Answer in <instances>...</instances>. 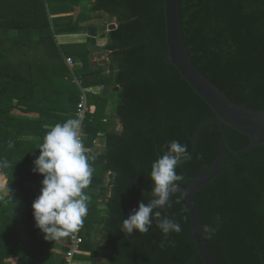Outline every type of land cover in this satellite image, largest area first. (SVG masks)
Returning <instances> with one entry per match:
<instances>
[{
  "label": "trees",
  "instance_id": "obj_1",
  "mask_svg": "<svg viewBox=\"0 0 264 264\" xmlns=\"http://www.w3.org/2000/svg\"><path fill=\"white\" fill-rule=\"evenodd\" d=\"M181 12L187 48L200 71L233 101L264 110V0H181ZM106 16L119 24L106 45L88 36L58 46L57 35L107 24ZM150 41L168 52L165 0H0V165L9 162L0 167V264H64L69 238L59 240L58 255L56 241L36 227L32 204L44 176L33 168L47 131L75 118L80 89L74 75L90 89L120 86L110 114L109 98L88 93L84 145L97 159L89 161L95 171L84 190L90 200L76 262L204 264L180 193L168 202L179 234L166 237L154 214L148 233L121 231L132 210L153 198L152 164L165 145L177 140L188 148L190 158L176 169L185 190L211 168L223 139L219 126L208 123L194 149L197 128L216 114ZM94 51L107 54L108 63L94 66ZM227 129L235 149L250 144L248 135ZM100 137L105 148L97 153ZM235 156L226 145L222 166ZM195 201L203 225L214 229L206 234L221 264H264V144L228 165Z\"/></svg>",
  "mask_w": 264,
  "mask_h": 264
},
{
  "label": "clouds",
  "instance_id": "obj_2",
  "mask_svg": "<svg viewBox=\"0 0 264 264\" xmlns=\"http://www.w3.org/2000/svg\"><path fill=\"white\" fill-rule=\"evenodd\" d=\"M81 133L82 121L78 118L54 125L45 134L40 154L34 161L33 172L42 174L44 179L41 194L32 204L33 214L36 227L49 241H59L77 233L88 215L90 196L84 190L90 187L95 171L89 161L94 162L97 156L87 153ZM164 147L167 151L152 164L153 198L147 204L140 202L138 209H133L123 220L121 231L128 236L137 230L141 234L148 233L153 225V214L166 237L172 232L179 234L182 231L174 218L162 216L161 211L154 210L163 209L179 190L180 182L185 178L176 169L190 156L187 146L177 140ZM0 167H9V162L5 160ZM7 191H11L9 187ZM203 230L206 233L214 231L208 226Z\"/></svg>",
  "mask_w": 264,
  "mask_h": 264
},
{
  "label": "water",
  "instance_id": "obj_3",
  "mask_svg": "<svg viewBox=\"0 0 264 264\" xmlns=\"http://www.w3.org/2000/svg\"><path fill=\"white\" fill-rule=\"evenodd\" d=\"M165 14L168 52H164L153 41H150V44L159 51L168 63L173 64L179 70L182 77L211 106L216 114L215 118L207 119L197 128L195 134L192 136L194 149L196 148L201 128L208 123L217 124L223 136L220 153L211 168L199 172L187 189L183 190L179 188L177 191L187 201L193 238L195 239L201 260L204 264H221L212 252L207 234L203 230L204 225L199 208L196 205L195 197L206 184L220 175L228 165L234 164L242 154L249 152L258 145L264 144V110L252 109L233 101L226 92L213 83L196 66L184 38L181 0H165ZM118 25L115 21L107 24L91 25L88 27V34L97 38L99 46H104L108 42V32L115 30ZM102 62L106 63L107 59H103ZM119 90L120 86L106 84L103 86L102 95L107 96L112 91ZM227 125L248 135L251 138L250 144L242 149L232 147ZM226 145L236 156L222 166L226 155ZM153 187L155 186L153 185ZM162 210L168 212L171 218L173 217L168 209V204Z\"/></svg>",
  "mask_w": 264,
  "mask_h": 264
},
{
  "label": "crops",
  "instance_id": "obj_4",
  "mask_svg": "<svg viewBox=\"0 0 264 264\" xmlns=\"http://www.w3.org/2000/svg\"><path fill=\"white\" fill-rule=\"evenodd\" d=\"M88 36H90V35L88 34V28H87V31L84 30V31H80V32H71V33L59 34L56 36V39H57V44L60 47L61 45H65V44H75V43L85 42V41H87ZM107 56H108L107 54L101 55L99 51H94L93 55H92V64L94 66H97L99 63H101V64L108 63V60L106 63L102 62L103 59H107ZM107 71L109 72L110 70L108 69ZM103 86L104 85H102L100 87L98 86V87L91 88L90 91H92L96 94L101 93V95H102ZM112 86H118V85H112ZM115 92H118V91H112L107 96L102 95L103 97L109 98V100H110L109 104L107 106V111H106L108 114H110L112 112L113 107L116 103V96L114 94H112ZM116 125H117V129L120 130L121 126H122V122L120 119H116ZM104 148H105L104 138L100 137L96 140L95 150L97 153H102ZM56 243H57V246L55 248V251L58 255H60L61 254V245H63V242L62 241H56Z\"/></svg>",
  "mask_w": 264,
  "mask_h": 264
},
{
  "label": "built area",
  "instance_id": "obj_5",
  "mask_svg": "<svg viewBox=\"0 0 264 264\" xmlns=\"http://www.w3.org/2000/svg\"><path fill=\"white\" fill-rule=\"evenodd\" d=\"M67 63L71 68L74 67L76 64L74 59L72 57L67 58ZM74 83H76L80 89V96H79V101L77 104V108L75 111V118H78L82 121V133H81V138L85 140V134H84V121L87 117V113L90 110L89 107V97L88 93L90 91V88H87L84 86L83 81L74 75ZM82 228L77 232L74 233L73 235L69 236V241L67 243V250L64 252V264H78L76 262V255L81 253V245L84 242V237L81 234Z\"/></svg>",
  "mask_w": 264,
  "mask_h": 264
},
{
  "label": "rangeland",
  "instance_id": "obj_6",
  "mask_svg": "<svg viewBox=\"0 0 264 264\" xmlns=\"http://www.w3.org/2000/svg\"><path fill=\"white\" fill-rule=\"evenodd\" d=\"M104 20H105L106 22H108V23L115 21V19H114V20H111V19H109L107 16L105 17ZM0 190H1V189H0Z\"/></svg>",
  "mask_w": 264,
  "mask_h": 264
}]
</instances>
